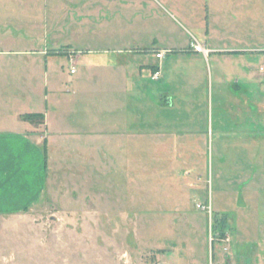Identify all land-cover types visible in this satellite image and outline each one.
I'll return each mask as SVG.
<instances>
[{"label":"rangeland","instance_id":"1","mask_svg":"<svg viewBox=\"0 0 264 264\" xmlns=\"http://www.w3.org/2000/svg\"><path fill=\"white\" fill-rule=\"evenodd\" d=\"M208 29L230 45L264 49V0H0V59L10 65L2 68L9 83L0 82V95L23 97L6 102L9 110L31 103L44 108L38 72L47 69L65 87L78 76L87 79V51L73 65L67 55L76 54L67 53L68 45L107 49L110 56L155 45L170 48L172 56L192 35L204 42ZM46 46V54H57L47 67L45 57L34 54ZM259 53L245 50L231 58L233 69L247 71L239 78L244 92L231 87L237 78L218 84L208 76L207 100L198 85L182 79L197 64L171 57L163 80L152 81L175 97L168 120L172 130L184 132L175 140L170 130L163 147L112 136L102 144L94 138L56 146L40 199L0 210V264H264ZM73 68L79 72L72 75ZM218 68L226 70L221 62ZM108 70L113 85H120V74ZM29 75L31 83L24 84ZM146 75L152 78V71ZM97 86V78L86 83L94 94ZM91 102L82 98L73 108L76 127L97 128L98 107Z\"/></svg>","mask_w":264,"mask_h":264},{"label":"crops","instance_id":"2","mask_svg":"<svg viewBox=\"0 0 264 264\" xmlns=\"http://www.w3.org/2000/svg\"><path fill=\"white\" fill-rule=\"evenodd\" d=\"M192 36L193 39L189 45L180 50L182 53L179 52L181 54L172 56L168 54L170 48L155 45L145 49L136 48L133 53L131 50L118 49V53L114 56H110L107 49H78L73 45H68L67 53L76 54L73 65L83 62L81 61V54L87 51L84 61L86 63L84 65L88 66L89 77L87 79L78 76L65 87L64 83L55 75L50 76L47 69L38 72L46 92L43 96L46 100L44 108L38 107L40 105L37 103H31L23 105L21 108L15 107V109L9 110L10 105L6 102L14 101L17 103L23 97L18 99L17 97L7 98L0 95V101L3 103L5 101L4 105H6V109H4L5 107L0 109V210L30 206L40 199L43 190H47L49 161L52 159V152L56 146L66 145V147H70V143L75 145L80 141L94 138H97V141L102 144V142H106L108 136L121 139V141H129L132 145L135 142L138 143L139 140H145L147 146H165V141L170 138V130H172L166 109L167 105L174 104L173 99L175 97L164 95L162 89L154 81L159 83L163 80L165 63L169 64L171 57L174 59L185 57L189 63L202 65L198 71L197 65L187 68L182 79L185 80L186 84L198 85L202 89L205 100L208 98L206 93L209 85L208 76H210V81L211 79L213 81L215 76L218 84H226L231 76L237 78L231 87L236 93L238 91L244 92V87L239 85V78L247 77V71L233 69L230 66L233 62L231 58L235 56V53H242L245 50L247 52H264V49L258 45L245 47L230 45L226 43L224 36H219L220 38L215 36L211 29L202 33L204 42L196 36ZM194 39L206 45L210 50L207 55L192 49L191 43ZM243 47L246 49H238ZM44 48L45 50L43 48L35 50L34 54L44 56L47 67L48 58L57 54H46L48 46ZM159 51L166 52L163 58L157 57L156 53ZM175 51L177 52L176 49ZM138 52L145 53L144 55L150 53V56L156 58L157 61L150 62L144 58L146 57L144 55L139 57ZM93 54H98V56L90 57ZM258 55L264 64V53ZM67 56L70 59L69 55ZM220 62L225 64L226 70H219ZM212 64L215 68L212 67ZM8 66L10 65L0 59V82L3 85L9 83L2 69ZM108 69H113L120 74V85H113L112 71ZM148 70L152 71L153 79L146 75ZM156 71H160V76L157 79L153 77ZM206 71H209V75H206ZM78 72L76 70L73 73L77 74ZM32 77L33 75H29L26 80H23L24 84L31 83ZM96 78L98 86L97 90L95 89L97 94H94L87 91L86 83ZM191 89L186 87L185 91L188 92ZM90 95L91 99H88ZM51 96L57 101L50 102ZM82 98L83 102L93 101L89 105L95 104L98 107V116L95 119V122L98 123L97 128L92 127V129L83 125L76 127L75 120L70 118L71 113L77 112V109L73 108H77L78 105L76 104L81 102ZM186 98L189 99L190 97L187 96ZM72 101L75 105L71 108ZM156 105L159 106L158 109H156ZM202 111L203 109H200V115ZM27 113H42L44 119H26L24 115ZM66 113H69L67 119ZM172 131L176 132L173 136L175 140L184 132L182 128ZM174 145L185 144L175 143Z\"/></svg>","mask_w":264,"mask_h":264},{"label":"built area","instance_id":"3","mask_svg":"<svg viewBox=\"0 0 264 264\" xmlns=\"http://www.w3.org/2000/svg\"><path fill=\"white\" fill-rule=\"evenodd\" d=\"M191 47H192V49L194 50V51H196V52H202V53H204V54H208L209 53V49L206 47V45L205 44H203V43H201V42H199L198 40H196V39H194V41L191 43ZM165 51H159V52H157L156 53V55H157V57L158 58H163L164 56H165ZM76 59V57L75 56H73V55H71V57H70V61L73 63L74 62V60ZM260 69H261V71H263L264 72V64H262L261 66H260ZM71 72L73 73V72H75V69L73 68V69H71ZM159 76H160V71H156L154 74H153V77L154 78H159Z\"/></svg>","mask_w":264,"mask_h":264},{"label":"trees","instance_id":"4","mask_svg":"<svg viewBox=\"0 0 264 264\" xmlns=\"http://www.w3.org/2000/svg\"><path fill=\"white\" fill-rule=\"evenodd\" d=\"M24 117L26 119L35 118L37 120H43L44 119V114H42V113H27V114L24 115Z\"/></svg>","mask_w":264,"mask_h":264}]
</instances>
